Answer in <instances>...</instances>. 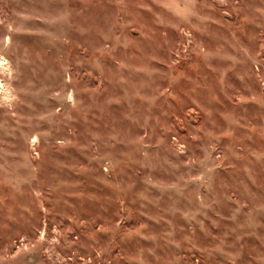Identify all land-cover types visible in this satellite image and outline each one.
<instances>
[{"label":"rangeland","instance_id":"1","mask_svg":"<svg viewBox=\"0 0 264 264\" xmlns=\"http://www.w3.org/2000/svg\"><path fill=\"white\" fill-rule=\"evenodd\" d=\"M0 264H264V0H0Z\"/></svg>","mask_w":264,"mask_h":264}]
</instances>
